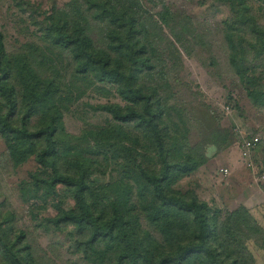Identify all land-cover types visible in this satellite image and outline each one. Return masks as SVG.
I'll use <instances>...</instances> for the list:
<instances>
[{"label":"trees","instance_id":"16d2710c","mask_svg":"<svg viewBox=\"0 0 264 264\" xmlns=\"http://www.w3.org/2000/svg\"><path fill=\"white\" fill-rule=\"evenodd\" d=\"M81 2L88 8L78 14L94 13L91 18L106 26L101 44L66 11ZM65 6V11L55 10L46 37L70 55L71 85L57 73L41 74L30 44L8 51L0 31V135L15 164L36 161L33 193L56 199V214L45 224L58 231L73 226L91 264H256L248 243L264 246V228L251 209L239 206L225 214L194 189L177 188L203 166L204 148L185 144L187 130L170 135L164 126L162 91L169 90V83L148 86L140 79L163 76L156 40L141 16L118 0H70ZM232 13L225 25L231 49L242 47L235 45L237 32H248L255 39V45L250 43L255 60L263 67L264 24L246 0L232 1ZM236 69L246 87L255 89L248 88L253 100L264 98L256 90L254 68ZM88 80L114 84L125 104L100 107L113 119L109 126L71 134L64 124V96ZM110 166L116 174L106 181ZM61 189L72 207L57 198ZM26 239L25 231L9 230L0 214V264H45Z\"/></svg>","mask_w":264,"mask_h":264},{"label":"rangeland","instance_id":"374dc122","mask_svg":"<svg viewBox=\"0 0 264 264\" xmlns=\"http://www.w3.org/2000/svg\"><path fill=\"white\" fill-rule=\"evenodd\" d=\"M118 1L141 16L144 28L156 40L157 63L163 76L143 74L140 79L148 86L169 83V90L162 91L168 133L178 132L180 136L187 130L185 144L204 148L203 166L180 181L177 188L194 189L202 200L225 214L246 206L264 228V98L253 100L248 89L253 87H246L236 69L247 66L251 72L254 68L260 85L256 90L264 96V66L259 67L261 61L255 60L256 52L250 46L255 45V39L248 32L234 36L235 45L240 43L241 48L233 51L234 44L227 41L225 25L233 17L234 0ZM246 1L264 24V0ZM69 2L0 0V31L7 50L13 52L30 44L37 70L43 75L57 73L67 85H71L75 72L71 57L47 41L46 27L55 17V10L65 11ZM87 8L86 2H81L66 11L79 17L94 41L101 44L106 26L91 18L94 13L78 14ZM64 103L65 127L75 135L87 126L107 127L113 123L111 115L100 108L102 105L125 104L117 94V86L90 80L71 87ZM252 136H258L260 143L249 160L242 156V144L244 138ZM37 167L34 158L15 164L6 139L0 135V214L7 228L17 234L25 231L35 256L45 264H91L79 249L73 226L58 231L45 224V218L56 214V199L33 193L31 173ZM223 168L229 173L222 172ZM114 170L113 166L108 168L106 181L115 176ZM57 198L66 208L73 206L65 189L59 190ZM248 249L256 264H264V246L249 241Z\"/></svg>","mask_w":264,"mask_h":264},{"label":"built area","instance_id":"2783aa9c","mask_svg":"<svg viewBox=\"0 0 264 264\" xmlns=\"http://www.w3.org/2000/svg\"><path fill=\"white\" fill-rule=\"evenodd\" d=\"M260 143V138L258 136H252L244 138L243 144H242V156L245 159H251L254 151L257 149L258 145ZM249 165H253V162L250 161ZM222 172L225 174L229 173V170L227 168H223Z\"/></svg>","mask_w":264,"mask_h":264}]
</instances>
